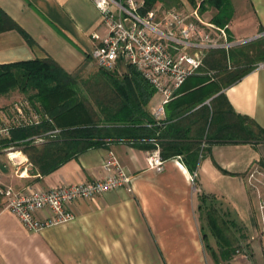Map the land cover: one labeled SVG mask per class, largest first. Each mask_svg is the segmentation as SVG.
<instances>
[{
  "label": "crops",
  "instance_id": "0c3cea01",
  "mask_svg": "<svg viewBox=\"0 0 264 264\" xmlns=\"http://www.w3.org/2000/svg\"><path fill=\"white\" fill-rule=\"evenodd\" d=\"M202 1L181 0L179 13L213 25L217 10L200 13ZM229 7L227 52L264 40V0H230ZM0 8L30 39L15 30L0 34V65L50 58L77 75L97 45L92 35L107 31L91 0H0ZM222 93L237 115L264 131V61ZM160 103L154 95L151 110ZM109 150L131 184L73 202L71 223L31 233L0 202V264H264L257 195L246 183L249 168L264 164V142L203 144L193 171L170 159L161 173L148 168L149 151L126 142L91 148L46 174L21 154L25 168L16 176L0 154V188L25 194L101 180Z\"/></svg>",
  "mask_w": 264,
  "mask_h": 264
},
{
  "label": "trees",
  "instance_id": "16d2710c",
  "mask_svg": "<svg viewBox=\"0 0 264 264\" xmlns=\"http://www.w3.org/2000/svg\"><path fill=\"white\" fill-rule=\"evenodd\" d=\"M186 1L195 5V0ZM143 2L141 15L153 10L161 16L171 10L180 12L182 7L181 0ZM229 3L203 0L199 11L216 9L210 21L223 28L231 17ZM11 30L30 43L26 33L0 8V34ZM235 49L228 51L232 71L226 68V49L204 51L199 70L165 105L164 118H155L151 110L152 85L123 62L112 70L95 64L98 70L88 78L66 72L50 58L0 65V97L17 90L29 99L15 104L25 102L27 121L14 122L16 111L12 108L6 120L0 117V125L8 127L0 147H18L41 174H46L86 150L117 142L147 151L158 148L164 161L182 159L190 171L199 162L203 144L262 143L264 131L237 115L222 91L264 61V40ZM259 165L264 168V164Z\"/></svg>",
  "mask_w": 264,
  "mask_h": 264
},
{
  "label": "built area",
  "instance_id": "2783aa9c",
  "mask_svg": "<svg viewBox=\"0 0 264 264\" xmlns=\"http://www.w3.org/2000/svg\"><path fill=\"white\" fill-rule=\"evenodd\" d=\"M101 14L106 34L92 35L97 45L89 52L90 59L100 68L112 70L118 62L131 65L152 85L161 97V103L153 111L155 118L164 113V106L174 93L202 64L204 51L228 49L225 28L202 23L175 10L162 13L159 22L151 10L139 13L143 0H91ZM202 27H206L205 31ZM172 50L176 54L172 53ZM25 102L15 105L14 122H25ZM8 134L6 124L0 125V138ZM149 169L161 173L165 161L158 148L147 152ZM108 175L93 182L64 185L46 191L21 193L12 187L1 189L3 208L16 215L23 227L38 233L45 229L63 226L75 220L70 205L77 200H89L106 192L129 186L132 182L120 165L115 153L109 151L102 163ZM195 174L191 176L194 181ZM247 186L257 195V212L264 232V168L253 164L246 175ZM38 212L45 214L43 218Z\"/></svg>",
  "mask_w": 264,
  "mask_h": 264
},
{
  "label": "rangeland",
  "instance_id": "374dc122",
  "mask_svg": "<svg viewBox=\"0 0 264 264\" xmlns=\"http://www.w3.org/2000/svg\"><path fill=\"white\" fill-rule=\"evenodd\" d=\"M205 30L207 31L208 29L206 28ZM261 40H262V38L254 39V41L256 43L260 42ZM239 48L243 49L245 47H239ZM232 49H233V47H232ZM238 50H241V49H237V48L235 49V51H238ZM231 52H233V51H230V53ZM229 60H230V58H229V54L227 52V61L228 62H226V68H227V70L232 71V70H234V65L232 64V62H229ZM85 63H86L85 66L81 67L79 74H77L79 76V78H88L90 75H92L93 73H95L98 70V67L89 58V56H87V58H85ZM243 65H247V64H243ZM155 95L160 97V95L157 93H155ZM21 99H28V97L26 95L21 94L17 90L12 91L11 93H9L6 96L0 97V117L3 120L4 119L6 120V118L9 116V114L11 112V108H12V110L15 109L14 108L15 104H18L17 102ZM0 154L3 155V157L5 158V161L7 163V166L11 167L12 172L16 176H19L21 174L22 169L25 168L24 164L19 163V160L21 158V154L24 155V153L21 151V149H19L18 147L12 146V145L7 146L6 148L0 147ZM13 154H18V156L16 158L11 157ZM6 187H11V186H3L1 189H5ZM262 195H264V192H262ZM1 198H2V200H1ZM1 198H0L1 203L2 202L4 203L3 196ZM257 205H258V203H257ZM256 214H257L258 220H259V215H258V213H256ZM260 229L262 230L261 224H260ZM237 251H239L240 253L243 252V247H236V252Z\"/></svg>",
  "mask_w": 264,
  "mask_h": 264
},
{
  "label": "bare ground",
  "instance_id": "6f19581e",
  "mask_svg": "<svg viewBox=\"0 0 264 264\" xmlns=\"http://www.w3.org/2000/svg\"><path fill=\"white\" fill-rule=\"evenodd\" d=\"M17 156H18V154H13L11 157L16 158Z\"/></svg>",
  "mask_w": 264,
  "mask_h": 264
}]
</instances>
